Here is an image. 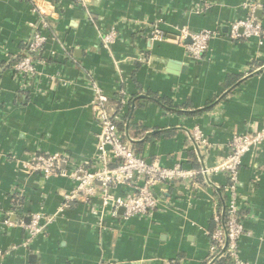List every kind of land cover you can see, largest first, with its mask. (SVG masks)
<instances>
[{"label": "crops", "instance_id": "obj_1", "mask_svg": "<svg viewBox=\"0 0 264 264\" xmlns=\"http://www.w3.org/2000/svg\"><path fill=\"white\" fill-rule=\"evenodd\" d=\"M36 5L51 28L36 75L25 76L14 64L33 37ZM252 13L264 29V0H0V264H207L228 183L213 170L233 137L264 126V38L234 40L229 33ZM155 26L167 34L162 43L151 40ZM180 28L218 33L202 61L189 56ZM112 31L118 38L105 47L103 36ZM171 61L180 63L178 71ZM93 85L111 98L137 154L167 168H201L194 183L158 185L161 204L151 217H112L97 200L75 201L61 213L74 183L30 175L21 165L66 153L91 166L101 131ZM159 98L176 109L166 111ZM196 128L209 141L202 156L192 140ZM239 194L248 232L241 261L264 264V142L243 158ZM15 204L10 221L18 224L36 213L57 216L28 247L26 231L4 223Z\"/></svg>", "mask_w": 264, "mask_h": 264}, {"label": "built area", "instance_id": "obj_2", "mask_svg": "<svg viewBox=\"0 0 264 264\" xmlns=\"http://www.w3.org/2000/svg\"><path fill=\"white\" fill-rule=\"evenodd\" d=\"M246 7L251 8L253 12L256 10L250 4ZM34 12L38 20L34 25L33 37L26 55L14 64L15 72L25 76L36 75L37 63L41 61L45 52L51 28L49 15L39 5H36ZM176 33L189 56L197 62L203 60L211 41L218 36V33L213 31L193 32L188 28H180ZM229 33L230 38L234 40L264 38V29L253 13L249 19L232 24ZM117 38L118 34L115 31L104 35L105 47L113 45ZM166 39L167 34L155 26L151 32L152 42L162 43ZM188 40L191 42L187 43ZM93 92L91 107L101 131L97 137V154L91 166L76 163L66 153L35 155L21 161V165L30 175L39 174L45 179L61 177L74 183V189L64 195L65 204L60 210L61 213L75 201L93 204L97 200L104 209L109 210L112 217H118L121 209L124 210L125 220L151 217L161 204L160 196L155 191L158 185L194 183L199 172L181 165L173 168L163 167L158 161H149L137 154L117 125V118L111 108V98L98 85H93ZM192 138L200 151L209 145L208 139L199 128L195 129ZM263 142L264 126L255 132L236 135L229 144L228 156L213 170L214 174L226 175L228 183L225 186L226 200L223 209L217 207L214 215L217 226L215 232L210 234L211 246L207 264H216L224 257L230 259V264H244L240 258V244L248 232L240 205V171L244 156L259 148ZM205 173L207 175L208 172ZM118 187H128L131 193L128 196L117 195L115 190ZM14 212H18L16 204L6 213L4 223L9 227L18 226L26 231L24 247H28L36 237L46 234L49 226L57 218L56 215L36 213L30 217L29 224L23 220L18 224L10 221Z\"/></svg>", "mask_w": 264, "mask_h": 264}, {"label": "trees", "instance_id": "obj_3", "mask_svg": "<svg viewBox=\"0 0 264 264\" xmlns=\"http://www.w3.org/2000/svg\"><path fill=\"white\" fill-rule=\"evenodd\" d=\"M50 21V20H49ZM19 59H21V57L20 58H18L16 61H18ZM237 82H234V84L233 85H235ZM232 85V86H233ZM228 87H230V85H228ZM223 99V98H222ZM221 99V100H222ZM218 100L219 99H217L215 102H213V103H211V104H218ZM158 102L163 106V108H165V110L166 111H174V109H176L175 108V106L173 105V103H172V101L170 100V99H168V98H159L158 99ZM120 103H118L117 104V107H120ZM179 110H182V109H180L179 108ZM198 113H200V112H197V114ZM114 114V113H113ZM188 115H194V114H196V113H187ZM115 115V114H114ZM117 125H118V122H117ZM201 168L199 167L196 171L197 172H199V174L201 175ZM216 226H217V224L215 223V222H213V224H212V227H211V234H213L214 232H215V230H216ZM216 264H230V259L229 258H226V257H224V258H221L220 260H218L217 262H216Z\"/></svg>", "mask_w": 264, "mask_h": 264}, {"label": "water", "instance_id": "obj_4", "mask_svg": "<svg viewBox=\"0 0 264 264\" xmlns=\"http://www.w3.org/2000/svg\"><path fill=\"white\" fill-rule=\"evenodd\" d=\"M257 13H258V14H261L262 11H258ZM190 42H191L190 40L187 41V43H190ZM179 64H180L179 62L171 61V62L168 64V66H169L170 69H173V71L176 70V69H177L176 71H178ZM126 136H127V134H126ZM127 139H128L129 141H131V140L128 138V136H127ZM192 140H193V138H192ZM193 142H194V140H193ZM194 145H195V148H196V150H197L199 156H202V155H201L200 148H199L196 144H194ZM120 213H121V214L124 213V210L121 209V210H120ZM11 218H12V219H13V218H14V219H15V218L17 219V215L14 214ZM27 219H28V220H26V221H27L28 224H29L31 218L29 217V218H27Z\"/></svg>", "mask_w": 264, "mask_h": 264}]
</instances>
